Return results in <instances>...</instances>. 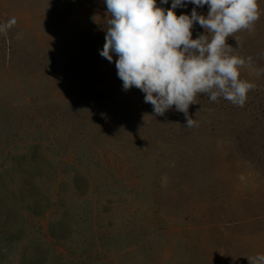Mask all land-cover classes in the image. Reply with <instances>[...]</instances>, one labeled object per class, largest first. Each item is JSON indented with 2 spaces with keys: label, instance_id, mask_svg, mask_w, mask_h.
Returning <instances> with one entry per match:
<instances>
[{
  "label": "rangeland",
  "instance_id": "1",
  "mask_svg": "<svg viewBox=\"0 0 264 264\" xmlns=\"http://www.w3.org/2000/svg\"><path fill=\"white\" fill-rule=\"evenodd\" d=\"M258 4L253 30L226 41L246 60L239 78L255 85L246 103L197 94L188 128L175 106L156 115L140 89L125 91L116 54L100 55L105 0H0V24L17 21L0 33V264H250L264 255ZM201 34L195 23L192 38Z\"/></svg>",
  "mask_w": 264,
  "mask_h": 264
},
{
  "label": "clouds",
  "instance_id": "2",
  "mask_svg": "<svg viewBox=\"0 0 264 264\" xmlns=\"http://www.w3.org/2000/svg\"><path fill=\"white\" fill-rule=\"evenodd\" d=\"M107 14L105 43L100 55L115 61L117 76L125 91L135 87L144 94V102L156 115H164L175 106L186 118L184 126L196 121L188 109L196 104L197 94H206L213 102L218 97L243 107L247 93L255 87L241 80L245 58L231 55L234 48L226 41L241 30H253L261 12L258 0H172L165 9L157 0H105ZM162 5L168 0H160ZM195 5L191 14L177 16L175 9ZM207 5V16L197 7ZM17 23L12 17L0 24L7 35ZM198 23L206 30L196 39L192 29ZM209 35L211 39H209ZM251 58H248L250 61ZM250 264H264V255L248 258Z\"/></svg>",
  "mask_w": 264,
  "mask_h": 264
}]
</instances>
